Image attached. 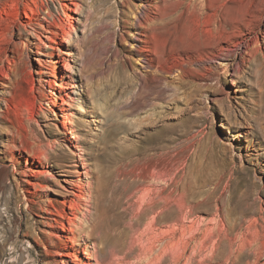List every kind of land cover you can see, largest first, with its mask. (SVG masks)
<instances>
[{"label": "rangeland", "instance_id": "1", "mask_svg": "<svg viewBox=\"0 0 264 264\" xmlns=\"http://www.w3.org/2000/svg\"><path fill=\"white\" fill-rule=\"evenodd\" d=\"M85 1L90 11L83 12L89 15L80 41L87 60L82 77L92 80L86 100L93 101L102 116V132L99 140L95 135L84 144L83 156L90 163L82 168L54 128L40 129L36 123L27 127L24 108L30 104L32 108H28L35 109L38 102L32 104L34 98L41 100L43 94L50 96L51 103L53 94L45 82L38 88L37 75L29 67L11 65L15 98L8 112L0 103V264H84L94 260L96 264H152L163 245L177 244L179 238L189 237L192 231L199 238L210 230L218 249L208 264H264V157L246 156L244 147H240L245 142L230 146L231 133L219 126V107L209 99L204 102L195 98L184 105L170 93L159 99L151 92L132 93L130 81L122 75V19L115 12L119 6L111 0ZM55 4L61 7L62 0ZM48 7L57 19L54 3L49 1ZM68 14L71 24L80 29L74 19L78 12L72 9ZM56 30L60 32L59 27ZM12 39L17 40L9 35L7 41ZM50 78L53 80V76ZM18 103L24 107L19 108ZM263 108L254 110L255 127L264 121ZM61 121L58 116L57 122L63 126ZM97 124L91 126L97 128ZM254 132L253 138L260 136L256 128ZM54 139L59 140L55 144L48 141ZM40 152L50 158L49 162L36 159ZM56 159L62 164L77 163V173L86 170L81 175L90 180L81 190L91 194L88 206L94 211L84 225L86 230L92 224L95 229L88 240L80 237L83 239L76 247L82 262L78 263L73 262L74 251L66 240L73 234L62 230L68 202H64L66 196L57 193L53 181L58 168L51 164ZM177 188L176 196L184 193L189 197L193 211L190 219L184 221L179 215L176 223L167 220L152 224V211L139 212L141 194L150 193V200L159 202L164 194ZM39 200L57 205L61 214L56 227L52 220L35 222L41 219L42 211L33 208L32 202ZM169 201L173 203L174 199ZM61 233L66 242L60 241ZM81 233L77 230L74 234ZM39 239L46 251L39 247ZM85 241L90 246V259L83 253ZM68 251L72 256L63 254ZM154 262L168 264L167 260Z\"/></svg>", "mask_w": 264, "mask_h": 264}, {"label": "bare ground", "instance_id": "2", "mask_svg": "<svg viewBox=\"0 0 264 264\" xmlns=\"http://www.w3.org/2000/svg\"><path fill=\"white\" fill-rule=\"evenodd\" d=\"M49 1L54 3L57 19L49 10ZM57 1L0 0V103L8 112L15 98L11 65L21 63L29 67L37 75L38 88L43 87L42 82H45L53 97L50 103V96L43 94L41 100L34 98L32 104L38 102L35 109L28 108L31 107L30 104L24 108V112L20 109L24 122L27 127L36 123L40 129L54 128L55 133L66 144L62 146L68 148V153L76 155L85 169L90 162L83 156L84 144L91 142L95 135H98L99 140L103 127L102 116L96 111L95 104L86 100L92 89V80L82 77L87 67L80 41L83 23L87 21L84 20L89 15L83 12L90 9L85 0H62L59 8L55 4ZM111 1L119 6L115 12L122 19L119 38V43L124 45L122 49L125 48L121 62L122 75L130 81L132 93L151 92L158 99L164 93H170L173 99L181 100L184 105L195 98L204 102L209 99L219 107V126L231 133L230 146H240V143L245 142L240 147H244L246 156L264 157V121L257 127L252 123L254 110L264 106V0ZM72 9L78 12L74 19L80 24V29L71 24L68 11ZM56 27H59L60 32ZM9 35L16 36L17 40L7 41ZM64 71L70 74H65ZM64 74L69 80H66ZM52 76L53 80L50 78ZM58 116L62 118L63 126L58 124ZM93 122H98L97 128L91 126ZM255 128L260 136L253 138ZM57 140L48 141L57 143ZM36 155L39 162H49L50 158L43 152ZM74 158L70 161H74ZM51 166L58 168L53 180L58 186L57 193L66 196L64 202H68L62 230L73 234L66 239L71 243L69 249L74 251L73 262H82L76 245L81 243L83 238L80 237L88 240L95 229L93 224L87 230V224L84 225L85 219L92 216L91 212L94 211L88 206L92 201L91 194L81 190L82 185H89L90 180L82 176L86 170L80 172L82 175L77 173V163L62 164L56 159ZM177 191L179 192V188L167 192L159 202L151 201L150 193H145L144 196L141 194V202L140 199L137 202L140 203V206L137 204L139 212L141 209L152 211V224H161L167 220L175 222L179 215L184 221L190 219L193 211L189 197H186L183 190V194L176 196ZM168 199H174L175 202L170 203ZM32 203L33 208L37 207L43 212L36 223L52 220V224L57 226V217L61 212L55 203L46 200ZM48 205H52L54 209ZM181 222L183 223L180 221L179 224ZM173 226L176 225L171 227L174 228ZM77 230L82 231L79 236L74 234ZM193 232L195 231L187 238L184 235L179 238L180 241L177 239V244L172 242L160 247L154 261L159 263L167 260L168 264H208L214 260L218 245L212 239L213 230L208 233L205 231L199 238ZM41 239L37 241L38 245L46 251V245ZM59 239L66 242L63 233ZM85 242L83 253H87L86 257L90 259V246ZM221 242L223 241L220 240ZM149 251L151 253L150 249ZM63 254L72 256L69 251ZM85 262L84 264H96L97 260ZM63 264L70 263L64 261Z\"/></svg>", "mask_w": 264, "mask_h": 264}]
</instances>
